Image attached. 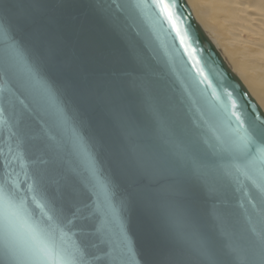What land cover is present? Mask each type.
Wrapping results in <instances>:
<instances>
[{"label": "water", "instance_id": "95a60500", "mask_svg": "<svg viewBox=\"0 0 264 264\" xmlns=\"http://www.w3.org/2000/svg\"><path fill=\"white\" fill-rule=\"evenodd\" d=\"M0 3L10 15L0 21V95L10 89L37 128L34 138L56 148L63 173L97 210V225L105 224L117 244L121 231L127 236L129 264L162 261L174 249L184 264H245L248 241L264 236V193L245 175L232 171L212 197L197 201L165 180L113 179L122 154L152 145L177 153L195 145L216 158L245 130L264 125L263 108L188 2ZM132 82L136 88L109 99L113 85ZM14 131L0 119V182L7 173L25 191L37 159L47 157L17 148ZM255 166L264 169V144ZM130 192L137 194L130 198ZM29 195L30 208L44 204L38 192ZM5 243L18 252L19 264H38L37 253L49 242L31 220L0 202V249ZM219 246L226 255L217 260Z\"/></svg>", "mask_w": 264, "mask_h": 264}, {"label": "snow or ice", "instance_id": "6c2138e0", "mask_svg": "<svg viewBox=\"0 0 264 264\" xmlns=\"http://www.w3.org/2000/svg\"><path fill=\"white\" fill-rule=\"evenodd\" d=\"M168 11V6H164ZM10 20L9 9L0 3V21ZM5 75L11 79L9 71ZM131 84H115L113 102L136 88ZM0 95V119L14 128L17 148L27 154L42 153L47 159L38 158L32 173V185L21 191L16 182L6 173L0 182V202L14 207L32 221L34 229L45 239L48 247L38 251V264H107L109 260L129 264L133 256L131 244L121 231L119 243L111 240L105 231V224L97 225V210L90 203L89 195L78 188L70 175H65L58 163V153L54 146L38 141L36 126L25 115L22 107L10 89ZM22 103V102H21ZM264 144V125L245 130L237 141L228 144L216 158L200 152L195 145L172 153L158 145L134 154H122L113 179L139 185L165 180L174 191L189 201L212 197L223 183L225 175L232 171L241 173L264 193V169L257 168L256 152ZM38 192L44 204H36L30 193ZM137 193L130 192V198ZM107 207H110L108 205ZM107 216V212H106ZM107 222H110L108 220ZM248 241L243 259L245 264H264V236ZM67 241V243H65ZM226 255L223 246L216 251L217 260ZM20 256L10 243L0 249V264H19ZM145 264H184L179 250H172L164 260L156 258Z\"/></svg>", "mask_w": 264, "mask_h": 264}, {"label": "bare ground", "instance_id": "6f19581e", "mask_svg": "<svg viewBox=\"0 0 264 264\" xmlns=\"http://www.w3.org/2000/svg\"><path fill=\"white\" fill-rule=\"evenodd\" d=\"M264 110V0H186Z\"/></svg>", "mask_w": 264, "mask_h": 264}]
</instances>
